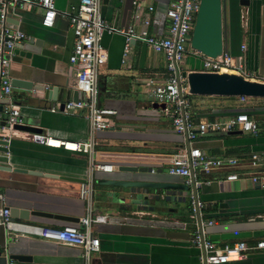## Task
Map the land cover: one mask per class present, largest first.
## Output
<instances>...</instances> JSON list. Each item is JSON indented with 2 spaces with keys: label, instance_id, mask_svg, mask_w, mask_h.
I'll list each match as a JSON object with an SVG mask.
<instances>
[{
  "label": "crops",
  "instance_id": "0c3cea01",
  "mask_svg": "<svg viewBox=\"0 0 264 264\" xmlns=\"http://www.w3.org/2000/svg\"><path fill=\"white\" fill-rule=\"evenodd\" d=\"M79 0H54L56 15L50 28L42 27L41 12L35 6L13 8L5 26L23 33L26 40L14 48L9 66L10 79L55 87L60 91L54 102L36 98L32 91L11 88L9 103L19 110L22 126L38 129V134L65 142H85L87 123L80 115L66 116L60 106L71 100L75 67L67 59L72 34L63 13H72ZM143 9L151 7L149 32L165 36V10L171 0H138ZM133 0H102L100 16L116 29L132 22ZM222 50L232 57L241 56L252 81L264 83V0H221ZM28 41L35 46L26 45ZM106 60L98 77L100 108L115 111L108 129L94 134V162L113 166L110 173H93L96 180H120L181 184L178 177L165 173L166 161L184 143L161 108L146 104V82L159 80L164 73L161 55L149 59L143 44L130 42L122 64L124 39L117 34H103L100 41ZM243 46V51H240ZM151 51V50H150ZM184 72L199 71L200 62L187 55ZM233 99L232 105L229 104ZM264 98L210 96L187 97L194 124L220 121L244 112L260 121L264 119ZM56 112H50V107ZM231 131V132H235ZM29 132L0 130L5 145L0 146V209L17 210L18 223L54 229L78 227L84 205L78 197L79 185L87 174V160L82 154L49 148L28 140ZM3 142V141H2ZM209 158H234L237 166L221 169L207 178L210 183L197 190L204 204L201 220L210 221L205 238L217 246L243 241L253 244L264 238V187L253 184L251 176L264 180V130L256 136L241 132L229 135L209 133L190 142ZM255 154L258 163L249 168L247 159ZM120 166L136 168L134 173L117 172ZM153 169V172L150 170ZM238 179L225 182L227 173ZM188 191L124 188L96 185L92 193V216L103 217L93 224L98 252L91 253L89 264H199L198 252L188 240L193 231L186 202ZM27 212L26 220L18 218ZM16 256L18 260H12ZM80 264L81 250L36 237H21L6 242L0 228V264ZM226 264H264V254L250 252L245 260Z\"/></svg>",
  "mask_w": 264,
  "mask_h": 264
},
{
  "label": "built area",
  "instance_id": "2783aa9c",
  "mask_svg": "<svg viewBox=\"0 0 264 264\" xmlns=\"http://www.w3.org/2000/svg\"><path fill=\"white\" fill-rule=\"evenodd\" d=\"M101 3L102 0H79L72 13L61 14L67 20L72 34V47L67 61L75 67L73 88L80 97L75 101H65L59 112L66 116L80 115L86 121L88 128L86 141L65 142L35 133H29L27 138L49 148L62 149L86 157L87 174L78 189V197L84 205L83 215L78 219V227L54 229L18 223L9 217L6 208H2L0 228L4 231L6 242H16L21 237H36L78 248L81 250L80 264H89L90 254L98 252V239L92 234V226L103 222V217L92 216L93 173H110L113 171V166L94 162V134L108 129L111 118L115 116V111L100 108L97 104L99 72L106 60V53L100 41L103 34H117L124 39L122 64L125 62L131 41L140 42L164 59L165 71L161 79L148 80L146 87L149 88L148 95L153 100L151 105L161 108L170 119L173 131L182 136L184 141L183 145L169 156L164 171L169 176L180 178L182 185L187 188L186 202L189 218L193 224L188 243L197 250L199 264H226L230 261L245 260L250 252L264 254V238L250 245L236 241L223 246H217L205 238L204 229L212 223L201 220L204 204L199 200L197 190L210 183L207 176L212 172L221 169L232 170L237 166V160L209 158L189 145L191 141L209 133L226 134L236 130L256 136L261 129L264 130V119L257 121L239 111L225 120L200 121L194 124L187 111L189 94L186 79L185 76H181L184 71L180 66L185 57L190 55L199 60L200 72L232 73L249 80L248 78L252 76L246 69L242 57L234 58L222 50L219 56L209 58L189 48L190 33L199 0L169 2L164 13L167 27L163 37H156L149 32L151 7L143 9L138 0H133L131 19L134 23L139 22L140 27L135 29L130 25L125 29H116L102 20ZM29 6H35L40 10L42 27L52 26L56 15L54 0H0V130H13L15 126H22L18 108L9 103L11 87L8 72L14 48L26 40L23 33L4 25L5 18L13 8L22 9ZM243 49L244 47L240 46V51ZM236 99L239 104H243L247 98L236 97ZM3 100H8V103L3 104ZM56 109L51 106L50 112H56ZM0 140L4 142L5 138ZM257 163L258 157L255 154L248 157L249 168H255ZM150 172H153V169ZM237 179V174L234 172H229L224 177L225 182H233ZM250 181L264 187V180L256 176H251ZM5 264H14V262L8 259Z\"/></svg>",
  "mask_w": 264,
  "mask_h": 264
},
{
  "label": "water",
  "instance_id": "95a60500",
  "mask_svg": "<svg viewBox=\"0 0 264 264\" xmlns=\"http://www.w3.org/2000/svg\"><path fill=\"white\" fill-rule=\"evenodd\" d=\"M239 6H247L248 0H238ZM7 17L5 22H7ZM26 45L35 46V43L28 41ZM19 45H17L18 47ZM189 48L201 54L202 56L215 58L220 55L222 43V24H221V0H199L198 8L195 13L194 23L190 33ZM185 76L187 84V93L195 96L210 97H246V98H264V83L247 80L232 73H204L200 71H189L182 73ZM11 88H19L26 91H32L34 97L54 102L59 100L60 91L55 87H45L42 84H32L17 79H10ZM80 97L78 92H73L70 97L75 101ZM67 101V100H66ZM7 104L8 100H3ZM153 107H156L155 105ZM59 110H62V105ZM3 125V124H1ZM13 129L27 131L29 133H38V129L15 126ZM240 131L228 132L229 135L240 134ZM5 142L0 140V146ZM117 172L134 173L136 168L129 166H120ZM96 185H108L128 188L141 189H161L172 191H186L187 188L181 184H169L158 182H138V181H120V180H96ZM17 210H9V217L15 219ZM18 218L26 220L27 212L21 211ZM12 219V220H13ZM12 260H18L16 256Z\"/></svg>",
  "mask_w": 264,
  "mask_h": 264
},
{
  "label": "rangeland",
  "instance_id": "374dc122",
  "mask_svg": "<svg viewBox=\"0 0 264 264\" xmlns=\"http://www.w3.org/2000/svg\"><path fill=\"white\" fill-rule=\"evenodd\" d=\"M146 52H147V56L149 59H155L156 56H159L156 53H153L152 51H150L148 48L146 49ZM189 54H190V52H189ZM190 57H192V56H190ZM192 58H194V57H192ZM180 67H181L182 71H186L188 69L187 64L181 65ZM145 97H146V104L151 105L153 103L151 96H145ZM213 98H216V97H213ZM217 98H221V97H217ZM222 98H227V97H222ZM227 100H230L229 104H231V105L233 104L232 103L233 99H227ZM259 102H260V105L264 106V99L260 100Z\"/></svg>",
  "mask_w": 264,
  "mask_h": 264
},
{
  "label": "bare ground",
  "instance_id": "6f19581e",
  "mask_svg": "<svg viewBox=\"0 0 264 264\" xmlns=\"http://www.w3.org/2000/svg\"><path fill=\"white\" fill-rule=\"evenodd\" d=\"M52 144H54V142H52Z\"/></svg>",
  "mask_w": 264,
  "mask_h": 264
}]
</instances>
